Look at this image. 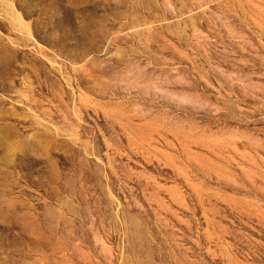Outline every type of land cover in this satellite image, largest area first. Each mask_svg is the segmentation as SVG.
Wrapping results in <instances>:
<instances>
[{"label": "rangeland", "instance_id": "rangeland-1", "mask_svg": "<svg viewBox=\"0 0 264 264\" xmlns=\"http://www.w3.org/2000/svg\"><path fill=\"white\" fill-rule=\"evenodd\" d=\"M0 264H264V0H0Z\"/></svg>", "mask_w": 264, "mask_h": 264}]
</instances>
